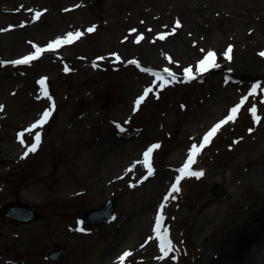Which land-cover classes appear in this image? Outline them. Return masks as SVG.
Listing matches in <instances>:
<instances>
[{
  "label": "rangeland",
  "instance_id": "1",
  "mask_svg": "<svg viewBox=\"0 0 264 264\" xmlns=\"http://www.w3.org/2000/svg\"><path fill=\"white\" fill-rule=\"evenodd\" d=\"M246 1L156 0L153 5L142 0L135 6L129 0H0V105L4 106L0 111V204L27 202L20 195L36 168L49 172L57 158L66 156L67 163L60 160L56 166L72 175L54 184L71 180L66 191H72L74 211L68 218L64 208L38 203V196H46L51 189L50 183L41 182L40 188L30 191L28 202L39 219L20 222L0 217V264H96L111 248L115 249L109 264H208L218 258L222 240L246 217L258 212L256 220L264 228V56L260 55L264 52V0H253L250 7ZM36 12L42 13L38 20ZM114 23L119 26L112 46L102 41V33ZM91 27L95 30L87 31ZM7 32L17 36L15 44H1ZM77 32L82 33L79 38ZM69 33L73 34L71 42L62 43L54 53L30 65H11L12 59L30 54L35 47L57 39L67 41ZM135 36L139 42L133 47ZM156 38L162 43H155L159 62L152 58V51L145 54L139 48L142 43L154 45L151 42ZM229 43L239 53L232 63L224 55ZM208 49L219 52L218 69L185 83L184 69L196 71L199 57ZM107 51L125 56L109 68L86 61H96ZM132 59L138 63H129ZM140 63L149 71H141ZM165 69L175 76H168ZM38 76L50 81L46 96L36 85ZM131 81L137 83L136 88L128 92ZM255 81L261 86L253 93ZM147 88L152 92L137 108L135 102ZM242 100L236 118L223 125L198 154L194 165L204 174L184 177L180 191L169 196L191 146H199L207 131L231 115L230 110ZM253 107L261 118L259 123L251 112ZM48 110H55V116L37 130L43 133L44 142L25 158L38 132L28 134L23 143L20 133ZM111 120L124 134L129 154L118 160L112 156L98 170L93 154L101 143L98 135ZM8 136L16 145L5 154L2 144ZM154 144L160 147L152 151L153 174L145 179L149 164L144 153ZM78 150L80 157L71 162ZM139 161L145 166L134 176L124 178L125 174L111 181L113 175L127 173ZM96 169L105 179L113 176L99 198L90 195L93 191L84 179ZM166 171L168 178L154 192L155 182ZM111 197L117 199L115 221L96 226L78 223L81 213L102 206ZM161 204V231L171 235L174 245L167 255L161 251L155 230ZM145 213L147 222L142 217ZM124 216L127 237L120 239L118 220ZM136 221L144 227L131 224ZM31 223L37 227L35 232L27 229ZM68 223L76 228V236L65 239L53 233L55 226ZM59 244L67 247L65 256L49 259L48 252ZM253 251L261 254L264 243L256 244ZM125 252L132 255L122 261Z\"/></svg>",
  "mask_w": 264,
  "mask_h": 264
},
{
  "label": "bare ground",
  "instance_id": "2",
  "mask_svg": "<svg viewBox=\"0 0 264 264\" xmlns=\"http://www.w3.org/2000/svg\"><path fill=\"white\" fill-rule=\"evenodd\" d=\"M129 1L134 3L135 6L136 4L137 5L142 4L141 3L142 0H129ZM252 2L253 0H247L245 3L247 6L250 7ZM149 3L154 5V3H156V0H149ZM197 8H202V6L199 5L197 6ZM233 15L236 16V13L234 12ZM118 26H119V23L109 24L104 29V32L102 33V39H103L102 41L110 45H112V43L114 44V40L116 38V35L114 33L116 32V28ZM62 35L63 34H56V36H60V37ZM15 37L17 36L11 35L10 33L7 32V34L5 33V35L2 37L1 44L3 43L4 44L5 43L15 44L14 43V40H16ZM153 38H155V36ZM134 39L135 38H133L132 44H133V47H136L138 42L136 39L135 40ZM127 40L128 38L126 39V41ZM153 42L154 43L151 42V44H154V45H148V44L142 43L139 48H142L143 50H147L146 52L141 50L145 54H149L152 51V54H153L152 58L155 61L159 62L160 58L154 55V50L156 49L157 44L161 46L162 43H160L161 41L158 38L154 39ZM19 43L22 47H25L22 41H20ZM48 54H51V53H48ZM238 54H239L238 48H235L233 52V58L230 61L231 63L237 60ZM121 55L122 57L125 56V54H121ZM121 58L114 57L113 54L107 51L104 54H102V56L98 59L96 63L98 65L113 66L115 64H119L121 62ZM58 60L59 59H57V61ZM86 61L89 64L93 62V60H90V59L88 60L86 59ZM223 66H227V64L226 65L223 64ZM228 69L230 68L228 67ZM136 84L137 83H135L134 81H131L127 85L126 91L128 92L133 91L136 88ZM104 130L105 131L102 134L98 135V139L101 140V143L96 144V150H95L96 153L93 154L95 155V159H96L95 161L98 162V168H97L98 170H100V165L102 164L104 165L106 161L109 163L110 158H113L115 156L116 159L118 160L119 158H122L124 154H129V150L127 146L124 144L125 143V141L123 140L124 134L119 131V129L117 128L115 124V121L111 120V122H109V125H107ZM12 145L15 146L16 142L15 143L10 142V137H9V140L5 141L2 144L3 152L6 154L7 149L12 147ZM80 153L81 152L79 150L76 151L77 155H72L70 161L73 162L74 159H78L80 157ZM2 159L7 161L6 158H2ZM66 159H67L66 156L64 160L63 158L62 159L57 158L53 162L54 165L52 166L49 172H44V171L42 172L40 169L36 168L35 176L32 179H30V185L26 188V190L23 193H21L20 197L24 199L25 201L30 202V199H31L29 197L31 195L30 191L36 188H40L39 185L41 182H48L51 184L50 191L48 192L46 196H43V194L39 195L37 202L41 204L50 202L55 207L64 208V213L68 218L73 217L74 211L71 207V204H73L71 202V198H72L71 192L72 191H69V192L66 191L71 187V184H70L71 180L66 179L59 184H54V182L59 180L60 178L67 177V176L69 177V175H72V171L68 170V172L64 173L61 170L59 171L58 167L56 166L58 161L60 160L67 163ZM116 161L114 163H116ZM89 162H91V159H89ZM143 164L144 163L140 161L138 163L135 162L134 165L131 167V169L127 173H123L121 175L120 174L113 175L115 177H113L112 175L108 177L106 175L108 177L106 179H105V176L101 172H99L97 169L93 173H87V175H84V179H86L87 186L93 191L92 193H90V195L91 196L94 195L96 198H99L101 193L106 190L107 188L106 185L108 183V180H110L113 177L111 181L112 180L116 181L121 178L120 176H124L125 174L126 175L124 178H127L129 176H134L135 172L139 170ZM120 165H121V162H119L118 165L115 166V168L119 167ZM168 175H169V172L166 171L163 173L161 177L158 178V180L155 182L153 189H152L154 192H157V190L162 186L163 182L168 178ZM142 211L144 210L142 209ZM142 217L144 218L146 222L148 221V215L146 213L142 215ZM256 218H260V214L258 212H255L251 214L250 216L246 217L240 225L236 226L235 231L227 235L222 240L219 246L220 254H218V258L217 259L212 258V260H210L208 264H261L262 261L264 260V251H262L261 254H257L253 251V248L256 244L261 245L264 243V228L260 229L261 224L256 220ZM126 219L127 218L124 216L123 218L118 220V224H119L118 227H120L119 228L120 239L127 237V233L125 232V230H127V227L124 228L122 226L125 223ZM135 223L137 224V221L131 224H135ZM138 226H140L141 228L144 227L142 224ZM27 229H29L30 232H35L37 230V227L31 223L27 225ZM258 229H259V232L257 231ZM53 233L57 235L59 238H65V239L72 238L77 235L76 229L73 227V224L71 223L65 224L63 226H55L53 229ZM256 233L258 237L253 239V236H255ZM114 249L115 248L105 250L103 254L101 255L102 258L98 259L96 264H109L110 258H111V255ZM253 261H256V262L253 263Z\"/></svg>",
  "mask_w": 264,
  "mask_h": 264
},
{
  "label": "snow or ice",
  "instance_id": "3",
  "mask_svg": "<svg viewBox=\"0 0 264 264\" xmlns=\"http://www.w3.org/2000/svg\"><path fill=\"white\" fill-rule=\"evenodd\" d=\"M41 15H42L41 12H36L35 19L38 20ZM176 26L177 27L180 26L179 25V21H177ZM94 30H95L94 27H91V28H88L87 29V31H89V32L94 31ZM173 31H175V29H173ZM81 35H82V33H79V32L75 33V36L77 38H79ZM72 36H73V34L72 33H69L68 34V40L67 41H62L60 39H57L53 43H50L48 45L47 49L37 48L36 49V53L34 55L25 56L23 59H19V60L12 61V63H14V64H28L29 62L37 59V57L39 56V54L41 52H44L46 50H51V49H53L55 47H58L62 43H70L71 42V39H72ZM164 38H165L164 36H160L159 37V39H164ZM137 42H139V41H137ZM231 53H232V47L229 46V48L227 49V51L224 53L225 57L228 60H231L232 59ZM260 55L264 56V52L260 53ZM129 63L136 64L137 62L136 61H129ZM198 67H199V70H200L201 73L208 71L210 68L219 67V64L216 63V53H214V52H208L207 55H206V57L199 62V66ZM65 71H68L67 67L65 68ZM145 71H147V70L145 69ZM164 71L167 72L168 76H170V77H174L175 76V74L172 73L168 69H165ZM184 74H185V77L187 79H195L196 78L193 75L192 68H185L184 69ZM259 87H260V85H254L253 88H252V92L255 93L256 90ZM151 92H152V88H147L145 90L144 94L135 102V105H136L137 108L139 107V105L141 104V102ZM45 95H47V92H45ZM243 103H244V101L242 100L241 101V104L237 105L236 107H234V108H232L230 110L231 111V115H228L226 119L219 121L209 131H207V133L202 138V143H200L199 146H197V144H193L191 146V150H190V154H189L188 160L184 164L183 167H181L180 169H178V172L180 173V175L176 178V183L171 186V191L169 192V196H171L172 193H176V192H179L180 191L179 184H180L181 179H183L185 176H196V177H200V176H202L204 174L203 172L191 171V165L195 162L196 156L202 151V149L211 142V140L213 139V137L217 134L218 130L223 125L227 124L230 121H233L236 118V115L239 112L240 107H241V105ZM3 107H4L3 105H0V111L3 110ZM54 107H55V105L53 104L52 105V108H54ZM251 112H252L253 116L255 117L256 122L259 123L261 118L256 115V108L253 107L251 109ZM50 115H51V111L50 110L45 111L43 113L42 119L41 120H38L35 124H33L31 126L32 129H35V128L41 126L42 124L46 123ZM122 130L123 129H121V131ZM29 131H31V129ZM20 136H21V143H23V133H21ZM40 139H41V137L37 134L35 136L36 143L32 144V146L28 149L29 152H35L36 151V149H37V147L39 145ZM159 147H160L159 144H154V145H152L144 153V161H145L146 164H149L148 175H152L153 174L151 165L149 163V158L152 155L153 149H156V148H159ZM25 155H27V153H25ZM169 196H166L164 198L165 199V203L167 202ZM163 208H164V204H161L160 205L161 215H159L157 217V219H156V228H155V230L157 232L158 239H160V241H161V243H160L161 251L164 252L165 255H167L169 252H171L174 249V245L172 244L171 240L167 238L166 232H162L161 231V222L164 219V217L162 215ZM131 255H132L131 252H125L120 257V259L123 261L126 257H129Z\"/></svg>",
  "mask_w": 264,
  "mask_h": 264
},
{
  "label": "water",
  "instance_id": "4",
  "mask_svg": "<svg viewBox=\"0 0 264 264\" xmlns=\"http://www.w3.org/2000/svg\"><path fill=\"white\" fill-rule=\"evenodd\" d=\"M19 206L21 207L22 205L10 204L8 208L4 211V213L13 218H23L22 216L17 215V213L15 212L16 207L18 208ZM107 208H111V210H113L112 203L108 204L105 208L95 209L86 213L84 215L85 221L89 223H100L105 221L107 218V214H109V212L111 211V210L110 211L107 210ZM24 214L26 215L24 217L25 220H29L31 218H38V215L34 213L31 209L26 208ZM64 253H65V247L59 246L57 250L52 252L51 256L53 258H57V257H61Z\"/></svg>",
  "mask_w": 264,
  "mask_h": 264
}]
</instances>
